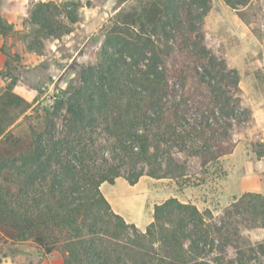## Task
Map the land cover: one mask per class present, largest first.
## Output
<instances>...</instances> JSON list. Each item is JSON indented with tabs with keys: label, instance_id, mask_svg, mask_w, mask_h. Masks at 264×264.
<instances>
[{
	"label": "trees",
	"instance_id": "16d2710c",
	"mask_svg": "<svg viewBox=\"0 0 264 264\" xmlns=\"http://www.w3.org/2000/svg\"><path fill=\"white\" fill-rule=\"evenodd\" d=\"M237 9L249 0H224ZM211 0H153L143 12L117 11L95 63L54 98L37 125H0V231L45 253L62 246L63 264H247L248 232L264 227V194L247 191L216 218L170 197L145 230L116 212L102 191L125 176L182 177L177 152L202 164L233 152V127L251 124L240 74L198 34ZM75 4L39 0L29 13L33 43L60 39L79 21ZM13 31L0 17V34ZM1 74V71H0ZM11 88V87H10ZM9 88V89H10ZM13 95L12 93H8ZM10 104L25 103L13 95ZM245 115V116H243ZM8 126V127H7ZM263 141L253 147L264 157ZM235 247L238 260L227 257ZM264 245H262V250ZM249 260V261H248ZM246 261H248L246 263ZM244 262V263H243ZM0 264L2 260L0 259Z\"/></svg>",
	"mask_w": 264,
	"mask_h": 264
},
{
	"label": "rangeland",
	"instance_id": "374dc122",
	"mask_svg": "<svg viewBox=\"0 0 264 264\" xmlns=\"http://www.w3.org/2000/svg\"><path fill=\"white\" fill-rule=\"evenodd\" d=\"M53 1L75 4L79 21L72 25L71 33L60 39L43 41V60L38 64L35 60L22 61V53L39 55L29 49V44L33 43L32 24L26 23L22 30L10 32L18 44H15V52L8 44L3 45L7 67L0 70V76L6 78L12 88L22 81L33 86L34 92L27 93V101L32 106L25 113H22L25 103L13 105L9 102L14 94H20L9 90L13 95L9 96V92L0 95L1 126L8 125L19 115L12 128L23 121L25 115H28L26 123H40L44 110L53 107L55 96L64 95L70 85L79 82L83 66L97 61L106 37V27L111 25L115 13L120 9L143 12L153 0ZM11 8V2L0 0V11ZM198 34L203 36L206 46L214 54L238 70L240 91L237 95L241 105L252 110V105L264 97V65H259V61L264 63V0H249L237 9L224 0H211L210 10ZM251 122L246 126L235 123L233 139L236 146L233 152L207 165L202 164L199 155L177 152L176 158L187 166L185 176L152 177L145 174L131 185L123 175L115 184L103 183L102 191L116 212L142 230L153 220L155 205L170 197L194 203L202 210L210 209L218 218L243 193L256 191L264 194V157L258 158L253 147L254 142L264 140L255 132V121ZM252 229L251 233L248 232L244 249L251 245L254 250L252 253L248 249L244 258H252L246 261L247 264H264V227ZM227 250L229 259H239L235 247L229 246ZM0 259L2 264H63V252L59 245L47 254L32 240L14 241L0 231Z\"/></svg>",
	"mask_w": 264,
	"mask_h": 264
},
{
	"label": "crops",
	"instance_id": "0c3cea01",
	"mask_svg": "<svg viewBox=\"0 0 264 264\" xmlns=\"http://www.w3.org/2000/svg\"><path fill=\"white\" fill-rule=\"evenodd\" d=\"M8 1L11 2L12 8L7 11L1 10L0 17L3 18L5 21H7L9 24H11L13 31L22 30L26 23L28 24L30 23L29 21L30 9L33 6V4L39 0H8ZM43 1H48V0H43ZM4 44H8L9 47H11V50L15 52L16 51L15 44H18V42H15V38L12 36L11 33H8L6 35L0 34V70L7 67V55L2 49ZM41 57H43L42 54L30 55V54L22 53V61L25 63H28L30 60H35V62L38 64L43 60ZM36 63H34V66ZM259 65L263 66L264 63L262 61H259ZM8 83L9 82L6 81V78L0 76V95L6 94L7 92H10L9 90H11V92L20 94L23 98L29 100L27 93L32 94V92H34L33 86H31L30 84H26L25 82L18 81L15 85H13V88L11 87L12 84L8 86ZM262 89L264 91V87ZM252 111L254 117L253 120L255 121V126L257 127V131L255 132L258 137L264 140V97L262 100L257 101L252 105ZM12 126H9L7 130H9Z\"/></svg>",
	"mask_w": 264,
	"mask_h": 264
},
{
	"label": "bare ground",
	"instance_id": "6f19581e",
	"mask_svg": "<svg viewBox=\"0 0 264 264\" xmlns=\"http://www.w3.org/2000/svg\"><path fill=\"white\" fill-rule=\"evenodd\" d=\"M135 208V207H134Z\"/></svg>",
	"mask_w": 264,
	"mask_h": 264
}]
</instances>
